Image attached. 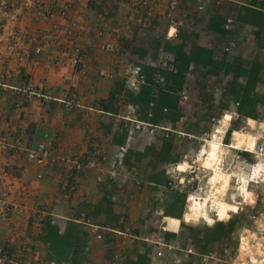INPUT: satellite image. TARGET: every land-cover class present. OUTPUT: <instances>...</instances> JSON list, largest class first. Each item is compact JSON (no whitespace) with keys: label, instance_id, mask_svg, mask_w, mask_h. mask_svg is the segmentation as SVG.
Segmentation results:
<instances>
[{"label":"rangeland","instance_id":"obj_1","mask_svg":"<svg viewBox=\"0 0 264 264\" xmlns=\"http://www.w3.org/2000/svg\"><path fill=\"white\" fill-rule=\"evenodd\" d=\"M6 1L11 9L21 8L22 15L16 22L6 21L1 17L0 0V83L13 87L31 85L51 100L35 97L22 109H15L19 96L0 87V122L7 119L9 112L26 110L33 103H37L48 122L52 116L55 123H69L70 118L83 121L80 112L83 106L90 107L88 113L93 115L87 120L88 128H83L85 132L79 135L73 130L74 135L81 137L76 146L62 135L28 143L31 150L44 145L58 158L52 167H39L58 178L44 198L26 200L35 211L31 212L28 224L25 221L18 238L6 248L9 262L5 264H22L36 254L41 264H49L48 246L43 241L49 220L58 235L66 236L64 243L77 246L75 255L59 264H133L136 254H145L147 248L149 264H264V169L259 179L251 178L255 166L264 167V0H222L221 7L215 5L216 0H203L201 9L195 0H180L181 26L173 40H164L166 23L162 20H155L147 30L136 26L133 18L136 0H85L86 6L84 0L74 3L63 0L74 6L76 13L61 19L56 14L57 6L48 20L42 16L44 1L52 3V0ZM227 17L233 20L230 32L209 30L210 21L218 23L221 29ZM74 21L85 25L89 33L70 38L59 33L63 23ZM113 30L117 33L113 34ZM28 34L44 35L43 53L38 57L25 44ZM101 41L116 42L120 49L104 53L98 48ZM228 41L235 47L225 53L223 43ZM180 45H185L186 51L193 45L211 51L215 66L190 67L182 88L187 100L180 103L178 98L180 118L174 123L157 120L159 126L170 129L168 137L160 130L150 134L146 127L134 131V124L125 120L137 121L140 109L132 101L149 89L153 100L149 106L155 105L161 97V71L175 59ZM74 48L80 49L77 60ZM50 69L60 74L49 76L48 80ZM100 71L112 75V79L101 76ZM132 80L139 82L136 88L132 87ZM110 87L111 108L117 111L116 115L94 113L93 109H100L101 95ZM244 88L257 97L250 112L254 119L245 118L238 110ZM225 118L228 122H224ZM218 130L224 134L215 137L214 142L218 143V139L223 145L233 142L237 151L222 145L220 152L215 147L202 163L205 158L202 151L209 149L208 142ZM126 131L123 141L122 134ZM228 131L230 135L226 134ZM1 135L0 130V141H7ZM165 141L171 142L168 153L162 151ZM88 159L97 160L104 170H69L68 162ZM182 163L188 166L186 172L175 171ZM111 168L116 170L117 177L108 176ZM15 169L9 167V173L17 174ZM212 172V180L225 181V191H221L224 198H218L224 211L221 214L210 208L211 195L221 189L220 182L212 184ZM42 174L39 185L46 180ZM132 175L141 181L139 186L131 179ZM229 175L235 176L230 183ZM150 179L163 183L154 186L148 183ZM251 179L245 201L239 183ZM169 182L181 183L182 187L171 189ZM0 187L5 190L1 182ZM189 193L196 197L190 199L189 223L183 222L181 228ZM227 202L237 207L223 220L234 221V233L215 243L199 242L197 239L204 236L203 229L210 224L203 219L191 220L190 208H199H196L199 217L201 208L209 206L208 214L217 221V216L226 212ZM165 211L179 218L177 237L167 245L161 241L162 233L166 232ZM190 227L202 232L192 237L188 235ZM97 235L101 240H97Z\"/></svg>","mask_w":264,"mask_h":264},{"label":"trees","instance_id":"obj_2","mask_svg":"<svg viewBox=\"0 0 264 264\" xmlns=\"http://www.w3.org/2000/svg\"><path fill=\"white\" fill-rule=\"evenodd\" d=\"M224 20V19H223ZM209 30L219 32V33H226L223 31V29L219 28V24L215 23V21H210L209 23ZM164 40H166L165 36H163ZM175 59L172 61V63H169L173 66L174 71L170 72L168 70L161 71L163 83L161 84V97H159L158 101L153 105L152 107L149 106L150 102L153 100L150 98L152 96L151 90L145 89V91H142L138 96L135 97V99L132 101V103L135 104L136 107H139L140 111L136 114V120L141 123H147L152 126H159L157 124V120L163 119V121H171L176 122L179 118V109H178V96L177 93L182 90L185 84V78L186 74L188 73L190 67H204L207 69H210L215 66L212 57H211V51H208L206 49L196 47L193 45L189 50L186 51L185 45H180L178 49L175 51ZM233 92V91H232ZM256 96H251L250 93L244 88L242 91V94L239 98V113L244 116L247 119H254L253 113H250L251 110L255 108L256 105ZM112 104V97L109 96L108 99L105 101H102L100 106V111L103 113H109L111 115H116L117 111H114L111 108ZM165 112V113H164ZM151 114V117L148 118V115ZM231 119V118H230ZM149 121V122H148ZM252 121V120H250ZM224 122H228V120L225 118ZM253 122V121H252ZM163 132V131H161ZM217 135H221L222 131L218 130L215 132ZM227 135H230V131L226 133ZM234 134H237L235 132ZM127 137V131L122 134V140H126ZM215 140V137L214 139ZM252 143L255 144V138H252ZM122 146V143L121 145ZM208 153L207 155L212 151L213 148L216 147L215 144L208 142ZM122 148V147H121ZM171 150V142L165 141L163 143L162 151L164 153H168ZM234 150V149H233ZM248 152V151H246ZM246 152H242V154H248ZM206 159V158H205ZM204 159V160H205ZM203 160V161H204ZM202 161V163H203ZM173 163H176V161L173 160ZM179 170L184 171V166L179 164L178 167ZM264 169L262 164H259L258 166L254 167V179H259V172H262ZM163 177V175H162ZM231 180V176L229 175V183ZM148 182V181H147ZM152 183L154 186H160L163 182L155 181L152 182L151 179L148 183ZM212 184L215 182L221 183V189L220 191H225L224 189V180H211ZM252 183V180H248L247 182L241 181L240 189L242 190V193L246 191V187L248 186V183ZM229 186V185H228ZM219 190V189H217ZM216 190V191H217ZM187 199V197H186ZM246 201V199H244ZM190 207V201L188 202V205L186 207V212L183 216L182 222H180V227L182 228L184 226V223H189L187 220L188 216V208ZM209 208V207H207ZM211 210H215L216 213H223L222 211L223 206L219 204L218 202H212L210 205ZM226 212L221 216H217V221H214L210 215L206 219H203L206 221V223L210 224L209 226L205 227L203 229L204 236L201 239H197L199 242L205 244V243H215L219 241L222 238L228 237L229 235L233 234L235 231V225L234 221L232 219H228L226 221H223L224 219L229 217V213L234 212L237 210L236 205L231 204L230 202H227L226 206ZM164 217L166 222V228L168 231H176L178 222L177 218L176 220L168 211L164 212ZM171 217V218H170ZM170 218V219H169ZM173 218V219H172ZM189 218L191 220H200L198 217V212L195 207L190 208ZM179 221V220H178ZM179 228V226H178ZM111 230H114L113 228H110ZM188 235H192V237L200 234L202 231L200 229H197L195 227H190ZM164 232L162 233L161 241L165 245H167L169 242H171L173 239L177 237V234L171 233V232ZM178 232V230H177ZM182 235V233H181ZM138 237V236H136ZM64 238L66 236H60L58 235V230L52 226L50 220L47 222L44 228V236L43 241L48 246L49 251V263L53 264H59L60 262H63L64 260H67L69 255H75V252L77 250V246H68L66 243H64ZM144 247H148L145 245V243H142ZM79 249V248H78ZM150 249L147 248V252L145 254H136V258L133 264H149L148 259V252ZM79 252V251H78ZM196 254L200 255V253L196 252ZM189 258H193L190 257Z\"/></svg>","mask_w":264,"mask_h":264},{"label":"built area","instance_id":"obj_3","mask_svg":"<svg viewBox=\"0 0 264 264\" xmlns=\"http://www.w3.org/2000/svg\"><path fill=\"white\" fill-rule=\"evenodd\" d=\"M88 1V0H86ZM52 3H48L42 13V16L45 20H48L49 16L52 14V10L54 7L58 6L56 14L61 19H66L71 13L70 10L72 8L71 5H68L66 1L63 0H52ZM199 9H201L203 5V0H195ZM215 5L217 7H221L223 5L222 0H216ZM22 15L21 8L15 7L11 9L8 1L1 0V17L7 19L6 21L16 22L19 20V17ZM134 22L136 26L140 30H147L152 27V23L155 20H162L166 23L165 30V38L167 40H173L176 38L178 30L181 26V14H180V0H136L135 1V15L133 16ZM56 28V26H53ZM221 28L226 33L230 32L233 28V20L230 17H227L223 20ZM59 33L65 37H74L79 33L88 34L89 29L86 28L85 25L81 24L79 21H74L70 23H63L59 29ZM117 33V30H113V34ZM43 34H28L25 37V44L27 47L31 49V52L34 56L38 57L43 53L44 45H43ZM14 46H17V42L14 43ZM235 44L232 41H228L223 43V51L225 53H229ZM99 50L104 53H113L118 52L120 47L116 42L110 41H101L98 45ZM74 60H77L80 57V49L74 48L73 50ZM166 70L172 72L174 71L172 65H168L165 67ZM100 75L112 79V75L105 73L104 71H100ZM3 79V76H1ZM139 82L132 80L131 85L135 87ZM0 87L4 90H10L13 94L19 96V100L16 101L14 108L22 109L25 105L29 104L33 99L39 98L43 100H51L49 97L37 92L31 85H23L22 87H13L4 84L2 81L0 83ZM180 103H183L187 100L186 91L181 90L177 93ZM128 122L134 124L133 130L136 132L142 131L145 127L150 130V134H153L155 130H160L166 132V137H168V133H171L170 129L165 128L163 126H152L149 124L141 123L138 121H132L130 119ZM204 142L206 140H203ZM0 148L6 155V159L9 162H14L17 158V151L21 149L20 142L18 140H13L7 142L4 139L0 141ZM28 156L35 161L36 164L46 167V166H54L57 163L58 158L51 152V150L44 146L38 145L34 150L28 152ZM69 170H73L74 172H85V171H103L104 168L100 166L99 162L95 159H88L85 162H81L79 160H73L68 162ZM108 176L110 178L117 177V172L115 169L111 168L107 171ZM41 175H37V179H40ZM131 179L135 182L137 186L141 184V181L136 177V175H132ZM169 187L171 189H181V183L179 185L174 184L173 182H169ZM193 194V193H192ZM194 195V194H193ZM6 193L3 188L0 187V214L8 215L15 213L16 205L7 201ZM18 209V208H17ZM46 214L47 213H44ZM97 240H101V236H96ZM40 256L38 254L34 255L32 260L24 261L22 264H41ZM263 262V260L261 261ZM53 264V263H49ZM115 264V263H113Z\"/></svg>","mask_w":264,"mask_h":264},{"label":"crops","instance_id":"obj_4","mask_svg":"<svg viewBox=\"0 0 264 264\" xmlns=\"http://www.w3.org/2000/svg\"><path fill=\"white\" fill-rule=\"evenodd\" d=\"M80 1L83 0H73L71 2L74 3ZM44 2L46 5L48 4L47 1ZM82 3L85 4L86 6L85 0ZM67 4L70 5V3ZM46 5L44 6L46 7ZM74 8L75 7L73 6L70 12L76 13V10ZM52 70L53 69H50L49 73L47 72L48 77L46 79L49 80V76L53 77L55 74L57 76L60 74L59 71L55 72ZM110 92H113L112 87L108 88L105 95H101V100L105 101L109 97ZM81 108H83L82 111H80L83 115V121H76V120L73 121L72 118H70L71 121L69 123H67L66 121L59 123L52 122L54 121L53 116L52 118L49 119L50 122H48V119H45L44 117L43 111L38 109L37 103H33L26 110L25 108L17 112L13 110L12 112H9V114H7L6 116L7 119L5 120L1 119L0 130L2 131L3 134L1 136L3 138H6L8 142L13 140H18L21 145V149L18 150L16 153L17 158L14 162H9L6 159L5 153L1 151L0 148V165H1L0 182L5 185V190L6 193L8 194L7 201H11V203H13V205H16L18 208L15 209V213L13 214H8V215L0 214V262L2 264L9 262L5 256L6 248L9 247V244L13 243L18 238L20 231L24 227L25 221L28 224L29 222L28 220H30L29 218L31 214L35 211L33 210L34 206L28 205L26 200H29L31 199V197H36V196H38V198H44L46 190L52 188V185L55 182L57 183L58 176L55 173L53 174L51 172L48 173V171L45 172V170L41 171V169H39L40 165L34 164L35 161L28 156V152L31 151V149L28 148V143L31 141L32 142L36 141L37 139L46 136L47 137L55 136L57 138H60L62 135L64 139H67V142H69L70 144H75V146L77 143L80 144L81 137H79L78 135L77 136L74 135L73 130H77L79 135L81 134L82 131L85 132L83 128L85 129L88 128V126L86 125L87 120H90V115H93L91 113H88L89 110H92L90 107L83 106ZM93 112L98 115L111 116V114L103 113L99 109L96 110L93 109ZM222 134H224V132H222ZM214 137H218V135L215 134L213 135V138ZM215 145L221 152L223 144H220L219 139H218V143H216ZM223 146L225 148L228 146L226 149L229 148L236 150L233 147V142L231 143V145L229 144ZM4 166H6L7 169L3 168ZM12 166L16 168L15 171L17 172V174L12 175L9 173V167L11 168ZM43 172L46 176L45 177L46 180L41 182V184L39 185L38 181H42L41 179ZM37 175H41V178L39 180L37 179ZM212 179H213V172H212L211 180ZM195 197L196 196H194L193 198ZM221 197L224 196H219L217 198L220 199ZM49 215L53 216V218H57V216L54 215L53 213ZM165 219L167 218L166 217L163 218V224L165 225L163 230L168 231L167 229H165L166 228ZM187 220H188V216H187ZM177 222L179 226V221L177 220ZM178 226L176 231L173 232L168 231V232L177 233Z\"/></svg>","mask_w":264,"mask_h":264},{"label":"bare ground","instance_id":"obj_5","mask_svg":"<svg viewBox=\"0 0 264 264\" xmlns=\"http://www.w3.org/2000/svg\"><path fill=\"white\" fill-rule=\"evenodd\" d=\"M214 138L212 137V139H211V141L209 142V143H213V144H215L216 142H214V140H213ZM229 149V148H228ZM231 150H233V149H231ZM234 151H236V150H234ZM207 153H208V150H203L202 151V154L205 156V158L207 157ZM202 155V156H203ZM205 158H203L202 159V161L205 159ZM220 161L221 160H218V162H217V164H218V167H220ZM181 165H183L184 166V171H181V170H179L178 169V167H179V165H178V167L177 168H175V171H178V172H180V173H185L186 172V169H187V164L186 163H182ZM202 168H203V165H202ZM222 171V170H221ZM260 173V172H259ZM243 174V173H242ZM253 174H254V171H253ZM253 174H252V176H251V174L249 175V177L251 176V178L253 177ZM243 175H245V174H243ZM233 177H235V176H232L231 175V178H233ZM252 180V179H251ZM238 182H239V180H237ZM252 182H253V180H252ZM241 184V181H240V183H239V185ZM215 194H219V196H224L222 193H221V191L220 190H217V191H215ZM215 194H213L212 195V197H213V199L211 200V202H218V198L217 197H215L214 195ZM246 193L244 192L243 193V197H244V199L246 198ZM192 197H194L193 196V194L192 193H189V194H187V205H188V202L190 201V199L192 198ZM211 198V197H210ZM224 198V197H223ZM210 200V199H209ZM223 200V199H222ZM203 201V200H202ZM220 202V201H219ZM218 202V203H219ZM221 203V202H220ZM219 203V204H220ZM223 203V202H222ZM209 204V203H208ZM209 207V206H208ZM198 209V208H197ZM207 210H208V208L207 207H202L201 208V210H200V212H199V218L200 219H206L207 217H208V212H207Z\"/></svg>","mask_w":264,"mask_h":264}]
</instances>
